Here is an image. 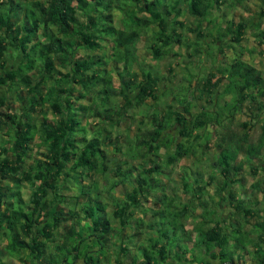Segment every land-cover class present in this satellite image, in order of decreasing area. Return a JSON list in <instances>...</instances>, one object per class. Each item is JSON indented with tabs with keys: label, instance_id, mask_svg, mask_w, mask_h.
I'll return each mask as SVG.
<instances>
[{
	"label": "trees",
	"instance_id": "1",
	"mask_svg": "<svg viewBox=\"0 0 264 264\" xmlns=\"http://www.w3.org/2000/svg\"><path fill=\"white\" fill-rule=\"evenodd\" d=\"M245 1L0 0V87L24 104L14 110L5 97L0 100V264H192L198 259L188 258L189 245L219 264L246 257L248 264H264V194L254 202L235 192L236 186L244 189L239 176L246 166L257 178L247 188H264V71L243 59L240 43L248 23L216 22L225 8L235 10ZM261 3L252 24L259 45ZM185 14L194 28L184 22ZM144 37L143 47L156 62L168 56L188 60L191 45L193 55L218 45L215 54L225 59L230 50L234 56L222 61L217 76L190 81L185 89L179 84V95L185 94L177 103L163 102L162 111L159 101L173 85V69L168 66L160 80L142 64L136 69ZM175 47L183 53H171ZM104 93L111 107L104 98L90 102ZM214 95L233 96L234 112L250 120L236 123L232 112L219 120ZM131 111L140 119L150 112L140 120ZM115 115L136 123L134 140L123 151L109 129H87L90 119L114 126ZM260 121L259 134L251 138ZM35 143L37 156L31 154ZM109 146L119 153L116 160L107 157ZM209 147L216 157L203 177L196 171ZM184 158L194 159V170L183 166L180 193L170 194L165 178ZM22 181L27 198L16 184ZM85 182L97 194L86 192Z\"/></svg>",
	"mask_w": 264,
	"mask_h": 264
},
{
	"label": "rangeland",
	"instance_id": "2",
	"mask_svg": "<svg viewBox=\"0 0 264 264\" xmlns=\"http://www.w3.org/2000/svg\"><path fill=\"white\" fill-rule=\"evenodd\" d=\"M262 7H263V5L261 3V0H247V1L243 2V4L240 7H238L237 9H235V10H228V9L225 8L217 16V21L216 22L218 24H223L225 22V20H227V18L228 19L229 18H233L234 22L244 21V22L248 23V26H250V28L249 29L248 28L245 29V32L243 33V41L240 43L242 48H243V50H245V54L243 56V59L248 61L253 66L261 69L262 71H264V44L259 45L257 43V41L255 39L256 38L255 37L256 32L254 31V29H252L253 22L255 23L257 21L255 19V17L260 12ZM116 16H117V14H116ZM183 19H184V22L186 24H188V25H190V26H192L194 28L193 24H195V21L190 15L185 14ZM203 24L204 25L202 26V28H204V26L206 25L205 23H203ZM218 27L219 26L215 27V31L217 30ZM263 27H264V25H263ZM206 29L207 28H205V30ZM147 34H149V32ZM193 37H195V36L193 35ZM225 40H230V38L227 37ZM145 42H147V38L144 37V39L142 40V42L140 44V47H139V52H138L139 57L136 60L138 65L136 66V69H139L141 64H142L143 67H141V69L143 71H145V72L146 71H150L151 74L154 76V78H157L159 80L161 78H163L162 75H164V76L166 75L167 76V69L170 66L173 69V72L170 74L172 76L169 77L170 80L172 81L173 85L171 87H169V89H167L166 91L164 90V94H163L161 100L159 101V104H160L159 108L162 111L164 109V107L161 105L163 102H164V104H166V102L170 99V100H173L175 103H177L176 100H178L180 98L179 96H182V95L185 94V93H183L182 95H179V88H178L179 84L184 86V89H185L186 86L190 83V81L194 82V83H195V80H197L199 82L201 80L203 81V80L207 79V77H208V75L210 73H212L214 76H217V72L220 71V69H221L220 66L223 65L222 61L226 60L227 62H229V61L232 60V58L234 56L231 53L230 50L225 51V55H226L225 59H224V56H218V54H215V53H217L215 49H218V45H216L214 47V49L212 48L210 51H209L208 47H206V46L202 47L201 51H197L193 55L192 52L196 51L195 50L196 45H191L190 48H189L190 49L191 58H189L188 60L187 59L182 60V59H180V57H176V56L175 57L168 56V58L164 59L163 61L156 62V61H154L152 59L150 54L147 51H145V48L143 47V44ZM184 43L185 42H183V44ZM182 46L186 49V47L184 45H182ZM248 49L249 50H254V53L253 54H249L247 52ZM174 52H178L179 54L183 53V51L180 50L177 47L173 48L171 53H174ZM187 54H189V52ZM194 56H196L197 59L193 58ZM8 60H9V57H8ZM8 67H9V65H7V68ZM224 67H226L225 64H224ZM123 75H125V72L123 73ZM173 75H174V78H173ZM181 78H182V81H180ZM167 81H168V79H167ZM115 82H117V80H115ZM226 84H227V80L224 81L223 87ZM216 87H219V85L215 86V89L219 90V88H221L222 86H220L219 88H216ZM193 90H194V88H191L189 90V92L192 93ZM232 91H234V90L232 89ZM218 94H219V92H218ZM196 96H197V94L194 95V97H196ZM4 97H5V102L7 104H13V109L14 110H18V109H22L23 108L22 107V106H24L23 102L17 100V97L14 95V93H8L6 91V88L0 87V100L2 98H4ZM101 98H104L105 104L106 105L108 104V107H111V105L114 104V102L108 97V95L106 93H104V95L103 94L97 95L95 100H94V95H92L90 102H93V101L95 102L96 100H99ZM189 98H190V96H187V97L185 96L186 102H190L191 98L190 99ZM197 99L199 101H201V100H204V97H201V99H199V98H197ZM234 100H235V98L233 96L230 99H228V100L224 99L222 96L219 97V98L217 97V95L213 96V102L214 101L216 102V103H214V106H216L217 113H219V120H221V121L226 120V117L231 112H232V114L236 115V123L239 122V121H242V120H250V119H247V116H240V114L234 112V106H233V104L235 105ZM179 102H181V101H179ZM178 105H180V103ZM191 105L193 107L195 104L192 102ZM94 106L97 107L98 103L96 102L94 104ZM196 108L199 109V106H197ZM190 110H191V108H190ZM245 110L248 111V112L250 111L249 107H245ZM253 110H254V108L251 107V112ZM116 111H117V109H116ZM149 112L150 111H143L142 114L144 116L141 115V117L147 116L149 114ZM262 114L263 115H262L261 118L264 117V112ZM131 115H133V117L135 119H140L137 111H134V112L131 111L129 116H131ZM36 116H37V118L41 117V115L39 113L36 114ZM129 116H124L123 115V116H120V118H119V117H117L115 115L113 117V123H115L114 126L112 124L111 125H106L104 123L102 124V122L100 120L90 119L88 121L89 124L87 125V129H89V131H93V132L98 130V128H100V127H104V128L109 129L111 131L112 135L114 134V135H118L119 136V138L117 140V143H118L119 148H121V151H123V150H125V148L127 146V143L128 142H133V140H134L133 134L135 132L136 123L134 121H132V118L129 117ZM52 117L53 116H52L51 113L47 114V118L52 119ZM77 119L80 121V117H78ZM103 122H105V121H103ZM260 123H261V121L256 124L255 128L250 130L249 134H250L251 138H253V137L255 138L256 135L259 134V132H260L259 124ZM3 131H5V129H3ZM215 134L218 135V136L221 135L219 133H215ZM216 135H214V137H216ZM213 141H214V144H216L217 141H215V140H213ZM36 142H38V140H36ZM36 149L37 148H36V143H35L33 145V147H32V153H31L32 155L37 156ZM209 149L210 150L207 149V151H205L203 153V155L201 154V151L198 152V154H197V157L202 155V158L206 159V161L203 162L202 165H200V167L202 169L199 168L200 171H196V172H202L203 176H205L204 173H206L207 171L208 172L210 171L208 169V167H207V164L210 165L211 162L216 157V149L213 148V147H209ZM106 153H107V157L109 159H111V160H116V156L119 154L118 152H116L114 150V147H112V146H109L108 149L106 148ZM160 153L162 155V151ZM193 160H194L193 158H184L181 162H179L177 165L173 166V168L170 169L171 175L175 174V172H182V170H183L182 168H184L183 166H185V167L191 166L189 168L194 170V168L192 167V165H193L192 161ZM256 164H257V162H256ZM165 171L167 173V172H169V169H167ZM109 174L113 175L111 171H109ZM165 176L166 175L164 174L163 178H165ZM239 177L243 178L242 182H243V185H244V189L242 190V189H240V188H238L236 186L235 187V192H236L237 196H239V197H248L249 199H251L254 202L255 201H259L260 199H262V195L264 194V188H263L262 192H260V193L259 192H253L252 189H250V187L247 188L249 184H251L252 182H254L255 179H257L255 174H253L250 171H248V166H246L244 168V170L242 171V173L240 174ZM165 179L167 181L166 182V186H167V188L169 190H177V184L178 183L173 181L170 177H167ZM177 179H178V177H177ZM177 182H178V180H177ZM99 183H100V185L102 187L103 180L100 179ZM2 184H4V183H2ZM16 184L21 188V191L23 192L24 197L27 198L28 195H29V190L27 188L28 184L26 182H24V181L17 182ZM82 186L84 187V190L86 192L89 191L92 195L97 194V191H94V190L90 189V187L88 185H86V182L83 183ZM127 188H128V190H130V186H127ZM121 189L123 190L122 187H121ZM208 191H209V189H208ZM64 194H66L68 196H71V192L70 191H64ZM80 198H81L82 201L85 200L86 194L81 193ZM105 198H108V197L107 196L103 197V199H105ZM107 202H109V200ZM152 205H154V204H152ZM199 213H200V210H197L195 212L197 220L201 219L199 217ZM66 223L68 225V222H66ZM63 226H64V224H63ZM65 228L66 227H61L60 228V232H64ZM242 237H245V236L242 235ZM114 246H115V248H117L116 244ZM231 246H233V245H231ZM114 249L112 250L113 252L115 251ZM233 249H235V248H233ZM250 249H252V248H250ZM4 260L6 261V263H9L11 261V259H8V258H5V257H4ZM246 260L247 261H244V262L240 261V264H248V262H249L248 257H246ZM235 261L237 262L236 258H235ZM14 262L16 264H21L18 261H14Z\"/></svg>",
	"mask_w": 264,
	"mask_h": 264
},
{
	"label": "crops",
	"instance_id": "3",
	"mask_svg": "<svg viewBox=\"0 0 264 264\" xmlns=\"http://www.w3.org/2000/svg\"><path fill=\"white\" fill-rule=\"evenodd\" d=\"M142 119H144L143 117H142ZM205 158H204V162H205ZM201 174H203V173H201ZM206 174H208V172H206V173H204V175H205V177H207V175ZM177 177H178V179L181 177V175H180V172H175V174H173V175H171L170 174V178L171 179H174L173 181H175L176 183H178L177 182ZM204 177V176H203ZM177 179V180H176ZM180 180V179H179ZM180 188H181V186H180V184L178 183L177 184V190H169L168 189V192L170 193V194H174V193H180ZM187 229H190L191 228V226H187L186 227ZM126 234H127V236H128V234H130V232H127L126 231ZM128 238V237H127ZM139 238H141V237H139ZM139 238H135V239H137L138 241L137 242H139ZM125 240H126V237H125ZM130 241H131V243H133V241H134V238L133 239H130ZM129 241V242H130ZM140 241H143V240H140ZM118 243V242H117ZM189 249H190V253L188 254V258L189 259H191V260H193L194 259V257H193V255H196L197 256V259H198V262H194V263H192V264H219V261L218 260H216V259H211L210 257H209V255L207 254V253H205L204 252V250H203V248H199V249H197V248H194L192 245L190 246L189 245ZM110 248H112V246H110ZM118 248H119V245H117V250H118ZM252 250V249H251ZM109 255H110V257H111V260H113V258L115 257V251L113 252V251H110L109 253H108ZM112 255V256H111ZM192 262V261H191ZM234 264H240V261H235L234 262Z\"/></svg>",
	"mask_w": 264,
	"mask_h": 264
}]
</instances>
